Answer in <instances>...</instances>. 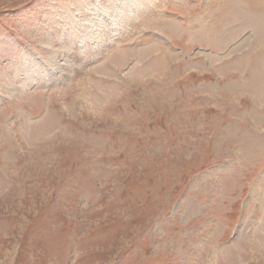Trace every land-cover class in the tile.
Returning a JSON list of instances; mask_svg holds the SVG:
<instances>
[{
	"label": "rangeland",
	"instance_id": "374dc122",
	"mask_svg": "<svg viewBox=\"0 0 264 264\" xmlns=\"http://www.w3.org/2000/svg\"><path fill=\"white\" fill-rule=\"evenodd\" d=\"M0 264H264V0H0Z\"/></svg>",
	"mask_w": 264,
	"mask_h": 264
}]
</instances>
